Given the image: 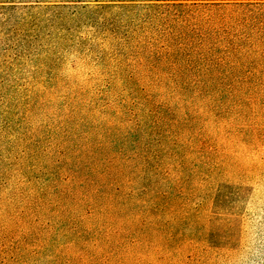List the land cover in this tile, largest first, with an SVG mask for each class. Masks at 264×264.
I'll use <instances>...</instances> for the list:
<instances>
[{"label": "rangeland", "instance_id": "1", "mask_svg": "<svg viewBox=\"0 0 264 264\" xmlns=\"http://www.w3.org/2000/svg\"><path fill=\"white\" fill-rule=\"evenodd\" d=\"M0 264H264V0H0Z\"/></svg>", "mask_w": 264, "mask_h": 264}, {"label": "trees", "instance_id": "2", "mask_svg": "<svg viewBox=\"0 0 264 264\" xmlns=\"http://www.w3.org/2000/svg\"><path fill=\"white\" fill-rule=\"evenodd\" d=\"M90 167L91 166L88 165L76 166V168L73 170L72 179L74 177L83 176L85 179L84 182L86 181L87 182L86 183L83 182V184H80L79 186L84 188L86 192H88L91 187H94L96 185L99 187L98 189L99 194H97L98 198L97 197L95 198L94 203L100 204L104 199L107 198L108 193H110L114 188L117 191V195L120 194V187L119 186L114 187L115 183L118 182L115 176H112L108 173L106 175L107 180L103 183H100L99 180L96 178L95 173H93L96 171L91 170Z\"/></svg>", "mask_w": 264, "mask_h": 264}]
</instances>
